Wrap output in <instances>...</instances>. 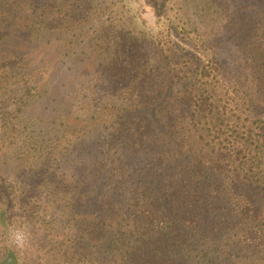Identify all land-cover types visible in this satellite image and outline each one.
Wrapping results in <instances>:
<instances>
[{
	"label": "trees",
	"instance_id": "16d2710c",
	"mask_svg": "<svg viewBox=\"0 0 264 264\" xmlns=\"http://www.w3.org/2000/svg\"><path fill=\"white\" fill-rule=\"evenodd\" d=\"M0 1V28L9 15L27 28L0 36V144H32L48 173L61 159L69 170L74 164L64 193L86 195L77 209L63 202L57 216L35 210L48 233L59 226L66 239L62 245L47 234L38 264H264V0H181L178 7L196 40L184 43L211 50L225 98L235 101V120L222 114L216 137L211 116L182 109L179 94L190 88L173 71L182 55L201 58L176 40L174 54L151 52L135 0ZM153 1L156 21L177 35L164 0ZM117 4L141 32L125 26ZM212 97L202 95L197 111H212ZM43 178L30 181L29 192L40 187L44 199L60 188ZM1 180L0 264H18L7 232L13 206L27 210L26 193L10 198Z\"/></svg>",
	"mask_w": 264,
	"mask_h": 264
},
{
	"label": "rangeland",
	"instance_id": "374dc122",
	"mask_svg": "<svg viewBox=\"0 0 264 264\" xmlns=\"http://www.w3.org/2000/svg\"><path fill=\"white\" fill-rule=\"evenodd\" d=\"M111 2H116L111 0ZM107 3H110V0H107ZM1 1H0V7H1ZM133 8L135 11L137 10L141 16L144 18L146 24H147V29L146 30V35L144 34L143 40L145 41V45L148 46L149 50L155 54H174L176 51V48L172 47V42L173 40H176L177 44H180L184 47H186L191 53L196 54L199 58V62H197L195 59H190L189 61L187 58L189 56L182 55L181 60H176L178 63L173 66V71L178 72V77H180V80L183 81L184 84H188L187 87L190 88L187 90L186 93L182 95V93L179 94L180 96H183V100L181 101L182 103V109L188 113L192 112L193 110L196 112L198 116H201L203 113L208 114L209 116L212 117L211 121L208 122L210 123V128L212 129L213 133L215 134L214 136L216 137L217 134L215 132V126L219 125V118L220 120L223 118L222 114H224V118H226V121L230 120H235V113L236 107H235V101L231 100H226V92L228 88L221 85L220 78L221 75L217 69H215V64L212 61L211 57V50H206L204 47H194L193 49L184 43L187 38L190 36L194 35L192 33L187 32V30L183 29L186 26L184 18H182V10L181 12H178V7L182 4V1L180 0H164V5H165V12L168 17L171 18L173 24L179 26V33L177 35H172L169 36V34L165 31L166 29L163 26L164 21H156V5L153 0H135L133 3ZM116 9L114 10L115 13H117L120 17L121 20L124 22L125 26L127 28H132L135 27V21L129 20L130 14H121V9L117 5H113ZM186 16V13H184ZM190 28V27H188ZM141 30L139 24L135 27V30L137 32H141L138 30ZM27 30L26 28V22L22 21L21 19H18L16 17H13L9 15L7 17V22H5L3 25H1L0 28V36L3 35H9L10 33H15V32H25ZM189 30V29H188ZM136 34V33H135ZM143 34V33H142ZM136 37L139 39L140 34H136ZM141 41V40H140ZM196 42L195 37L193 40H191V43ZM152 42V44H151ZM187 42V41H186ZM175 43V41H174ZM192 58V57H191ZM211 59V60H210ZM187 66V67H185ZM204 70L205 71V76H198L197 79H195V71L196 70ZM173 72V73H174ZM177 74V73H176ZM131 84L135 87H137L138 90H140V84L138 83V79H135L131 82ZM185 86V85H184ZM141 87H143L141 85ZM202 95L213 96V100L215 101V105L218 107H212V111L209 110L211 107L208 105L207 108L204 111H197V105L200 101V97ZM33 100V99H32ZM32 100H30L29 104H32ZM209 111H211L209 113ZM50 121L54 120V118L50 117ZM56 121V120H55ZM204 121V120H203ZM55 124V123H54ZM203 125H206L205 123H202ZM57 127V124H55ZM198 128L200 129V133L206 135L205 131L202 130L201 124L197 125ZM224 125L220 130L224 129ZM56 129V128H55ZM58 132V131H57ZM222 132V131H221ZM207 136V135H206ZM211 139V135L209 137ZM209 140V139H208ZM198 141L202 143H205L198 139ZM218 145H223L226 144L227 141L225 139V135L221 134L220 139L217 140ZM222 142V143H221ZM19 146H24L25 149H29L31 152V155H28L30 157H27V154L24 153V155H20L22 152L20 149H18ZM34 150H33V145L26 143H22L19 139H16L14 142V147L8 145L5 143L4 145L0 144V161L5 163V164H0V178L2 186L7 185V195L10 198H13L12 191H14L15 196H19L21 192L26 193V194H20V196L23 198L21 200V204L26 207V212L23 214L22 208L21 207H15L13 206V211H12V217L10 218V229L7 232L8 238L12 240V233L14 230H16L18 227H22L21 229L26 233L27 235V242L24 247H29L33 248L31 250V253H25L24 247H17L14 243L12 244V248L15 251V254L20 258L18 261V264H38L40 261L37 260L36 258L41 257V259L46 258V252L48 249V245L46 244L47 239L46 235L50 234L48 233L47 229H44V226H46V222L43 221L41 218H36L34 219V215H36L35 210L41 208L47 209L48 213L50 214L53 213L55 216L60 215L59 212L65 207L62 205L63 202H68L67 204L70 205L73 209L75 207L77 209L78 203L82 202L80 200H84L85 196L82 194V191L79 192L78 190H74V193H72V189L70 190L69 194L66 195L64 193V190L67 189V187H64L61 183H63V179L68 176V173L72 170V166L74 164L69 163L70 170L66 167L64 164L63 160L61 159V165L58 168H50V171L46 172L48 168H43V164L41 163L42 160H38L36 156L34 155ZM33 156V157H32ZM74 157L71 154L67 155V159ZM37 162V163H35ZM37 164V165H36ZM71 164V165H70ZM16 169H19V171H15ZM25 172H21L20 170H25ZM13 170V171H11ZM173 170V169H172ZM13 174V175H12ZM44 177H50V178H43L46 179L47 181H53L54 185L59 187L60 190L55 191L54 193L51 194H46V198L44 196V199L41 198L42 194V189L38 187V190H34L29 192V182L30 181H37L38 178ZM77 176V175H76ZM20 177V178H18ZM75 177V174L71 177H69L68 180L69 182H72L73 178ZM60 180V181H59ZM62 180V181H61ZM40 181V180H38ZM49 187L52 188V185L50 182H48ZM42 188L46 186V184H40ZM18 194V195H17ZM73 194V195H72ZM56 196V198H55ZM29 197V198H28ZM57 197L60 198L61 205L60 206H55V202ZM65 197L63 200L62 198ZM73 197V200L71 203H69L70 199ZM69 198V201H68ZM59 200V199H58ZM30 201V202H29ZM16 205V204H15ZM16 206H21L19 203ZM67 206V205H66ZM71 209V208H69ZM74 212V214H76ZM23 214V216H21ZM72 217V216H71ZM73 220V217H72ZM38 221V222H37ZM21 223V224H20ZM74 223V221H73ZM0 231L2 229L0 228ZM53 235L55 239H57V242L59 240L63 244H66V239L63 238V233L60 231L59 226H57V229H55V234H50ZM67 245H69L67 243ZM3 244H1L0 241V249L2 250ZM64 247H66L64 245ZM44 255V256H43Z\"/></svg>",
	"mask_w": 264,
	"mask_h": 264
},
{
	"label": "clouds",
	"instance_id": "9594fccd",
	"mask_svg": "<svg viewBox=\"0 0 264 264\" xmlns=\"http://www.w3.org/2000/svg\"><path fill=\"white\" fill-rule=\"evenodd\" d=\"M12 242L17 247H24L27 242V235L23 230L16 229L12 233Z\"/></svg>",
	"mask_w": 264,
	"mask_h": 264
}]
</instances>
